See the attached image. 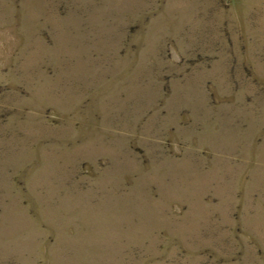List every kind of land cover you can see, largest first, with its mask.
Instances as JSON below:
<instances>
[{
  "label": "rangeland",
  "instance_id": "374dc122",
  "mask_svg": "<svg viewBox=\"0 0 264 264\" xmlns=\"http://www.w3.org/2000/svg\"><path fill=\"white\" fill-rule=\"evenodd\" d=\"M0 264H264V0H0Z\"/></svg>",
  "mask_w": 264,
  "mask_h": 264
}]
</instances>
